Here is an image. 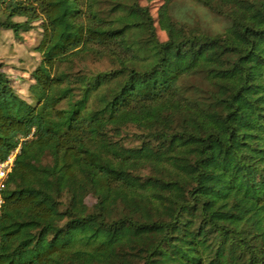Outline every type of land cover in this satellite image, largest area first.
Listing matches in <instances>:
<instances>
[{
    "label": "trees",
    "instance_id": "1",
    "mask_svg": "<svg viewBox=\"0 0 264 264\" xmlns=\"http://www.w3.org/2000/svg\"><path fill=\"white\" fill-rule=\"evenodd\" d=\"M173 1L161 41L139 0H0L41 56L32 102L0 63V264H264V0H194L213 34Z\"/></svg>",
    "mask_w": 264,
    "mask_h": 264
},
{
    "label": "rangeland",
    "instance_id": "2",
    "mask_svg": "<svg viewBox=\"0 0 264 264\" xmlns=\"http://www.w3.org/2000/svg\"><path fill=\"white\" fill-rule=\"evenodd\" d=\"M139 1L142 5L149 7L155 20L157 36L161 41L165 40L166 33L159 27L157 18V12L163 0ZM171 14L189 28L210 34L220 32L228 25L225 18L213 13L194 0H174L171 5ZM39 40L38 22L34 23L30 30L20 32L19 38H16L11 30L0 29V63L2 70L11 80L12 87L29 102H32L28 92L29 74L41 59L40 54L35 50ZM87 64L89 68L106 69L110 67L107 61L97 63L89 60ZM200 81V78L190 79L191 84H198ZM133 132L138 131L133 126H127L122 129L119 135L112 133L111 138L119 140L126 147H136L141 142L131 136ZM94 202L95 199L91 195L86 196L85 203L89 209L92 208Z\"/></svg>",
    "mask_w": 264,
    "mask_h": 264
},
{
    "label": "built area",
    "instance_id": "3",
    "mask_svg": "<svg viewBox=\"0 0 264 264\" xmlns=\"http://www.w3.org/2000/svg\"><path fill=\"white\" fill-rule=\"evenodd\" d=\"M20 148V145H18L9 155L8 157L3 160L0 161V204L2 202V198H1V190L3 188L4 185V181L8 175V173L11 171V168L13 166L14 163V159H15V155L18 153Z\"/></svg>",
    "mask_w": 264,
    "mask_h": 264
}]
</instances>
